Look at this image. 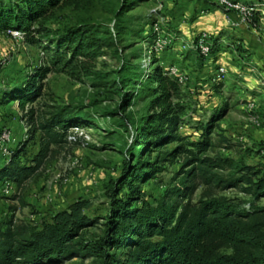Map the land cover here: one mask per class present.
<instances>
[{
    "label": "trees",
    "instance_id": "1",
    "mask_svg": "<svg viewBox=\"0 0 264 264\" xmlns=\"http://www.w3.org/2000/svg\"><path fill=\"white\" fill-rule=\"evenodd\" d=\"M91 1L0 0V32L17 29L28 42H34L33 36L38 33L43 36L37 35L41 50L48 56V65L27 72L21 82L0 86V105L15 101L24 110L26 104L42 96V80L51 67L77 76L81 71L93 74L92 66L85 63L100 55L103 47L113 48L120 65L110 76L95 72L102 85L109 84L122 100L116 110L106 112L120 114L138 98H145L146 102L137 119L131 113L118 117L120 126L133 128L134 138L127 147L128 156L119 175L110 179L106 222L97 239L86 240V228L95 225L97 219L82 211L89 206L83 200L54 213L41 229L33 230L9 220L0 229V264H45L86 254L92 256L91 264H264V205L250 203L246 209L238 200L216 192L237 187L255 200L264 197V166L207 155L213 146L209 141L210 123L204 126L200 139L184 141L178 131L184 107L174 102L181 85L177 77L160 65L144 71L120 57L117 36L106 25L81 17L77 25L50 37L44 33L48 30L42 21L47 14ZM140 1L108 3L107 13L112 15L115 34L126 27L127 11ZM229 1L250 6L254 22L262 11L260 6H264V0ZM154 34L149 23L143 38L151 40ZM219 40L213 38L211 50L216 49ZM185 54L193 55L201 64L203 56L198 50L186 49ZM39 108L30 107L24 115L30 126L29 139L34 141L38 132L37 150L28 158V143H17L0 166V181L21 186L56 149L63 147L72 127L90 126L88 120L94 119L76 106H48L46 111ZM170 143L175 145L168 148ZM178 155L181 176L176 183L169 185L154 203L144 200L141 184L161 171L162 161H173ZM222 169L227 173H220ZM201 185L204 189L193 201L192 194Z\"/></svg>",
    "mask_w": 264,
    "mask_h": 264
},
{
    "label": "rangeland",
    "instance_id": "2",
    "mask_svg": "<svg viewBox=\"0 0 264 264\" xmlns=\"http://www.w3.org/2000/svg\"><path fill=\"white\" fill-rule=\"evenodd\" d=\"M110 1L92 0L87 4L80 2L77 7L54 10L42 21L48 30L44 33L50 37L77 25L81 17L106 25L117 36L119 56L137 64L140 70L151 71L155 65H160L171 76H175V69L183 73L186 79L180 82V93L174 102L184 107L178 128L184 141L200 139L204 126L210 123L209 141L213 146L207 155L243 159L248 165L264 166V6H260L262 11L254 22L252 17L243 21L238 9L229 10L218 0H142L127 11L126 27L115 34L112 15L107 13ZM149 23L156 24L160 30L151 40H146L143 36ZM221 31L227 34L219 40L222 46L211 50L210 33ZM202 33L209 36V49L202 54L198 47L203 56L199 66L194 57L185 56L188 48L183 44L191 45ZM229 34L244 37L245 42L239 44V39ZM35 35V41L28 42L23 37L0 32V86L10 81L19 83L27 72L39 65H48V56L44 55L37 39L39 35ZM112 49L103 47L100 55L85 63L92 66L93 74L81 71L77 76L51 67L42 80V96L26 104L24 110L15 101L0 105V166L10 157L12 148L23 140L28 143V158L37 150L38 132L34 141L29 139L30 126L24 116L30 107L46 111L48 106L71 105L94 116L88 120L90 126L77 127L78 142L56 149L21 186L0 181V229L9 220L33 230L41 229L54 213L83 200L89 206L82 211L97 219L95 225L86 228V240L93 242L101 235L110 203V179L119 175L122 162L128 156L127 147L134 138L133 128L120 126L118 117L131 113L137 119L144 112L146 102L145 98H138L120 114L106 112L116 110L122 101L113 88L109 84L102 85L95 74L110 76L120 65L121 60ZM174 145L170 143L168 148ZM21 160L25 159L21 157ZM160 165L161 171L141 184L144 200L149 203H154L181 176L180 155ZM220 173L225 174L227 170L222 169ZM202 189L203 185L196 188L193 201ZM216 192L238 200L246 209L250 208V203L264 205V197L255 200L237 187ZM91 259L92 256L86 254L45 264H91Z\"/></svg>",
    "mask_w": 264,
    "mask_h": 264
},
{
    "label": "built area",
    "instance_id": "3",
    "mask_svg": "<svg viewBox=\"0 0 264 264\" xmlns=\"http://www.w3.org/2000/svg\"><path fill=\"white\" fill-rule=\"evenodd\" d=\"M219 4L224 6L225 8L228 9H238L241 13V19L243 21L247 20L248 18L251 17L252 15V9L250 6L245 5L241 2H231L229 0H218ZM153 31L155 33L159 32L160 28L157 27L156 24L152 25ZM5 35H8L10 37H23L22 33L17 30V29H8L5 32H2ZM208 38L209 36L206 35L205 33H202L200 36H198V39L195 41V39H193L191 42L192 44L190 45L189 43L186 42V44H183V47H187L188 49H191L193 51L196 50H200L201 49V53L202 54H206V52L209 49V43H208ZM204 44V45H203ZM200 49H199V48ZM150 53V51H149ZM150 57V55H148V58ZM220 70L222 71L223 69L220 68ZM175 76L177 77L179 82H182L183 79H186L185 76L183 75V73L179 72V71H174ZM77 127H74V129L71 131V129L68 131L67 136H66V142L64 143L66 146L72 144L73 142L76 141L77 135H79V133L76 131ZM4 136V135H3Z\"/></svg>",
    "mask_w": 264,
    "mask_h": 264
},
{
    "label": "crops",
    "instance_id": "4",
    "mask_svg": "<svg viewBox=\"0 0 264 264\" xmlns=\"http://www.w3.org/2000/svg\"><path fill=\"white\" fill-rule=\"evenodd\" d=\"M210 2V1H209ZM199 17H201V16H199ZM196 21H197V19H196ZM199 27H195V29L196 30H204V29H198ZM204 31H206V30H204ZM211 34V37H219L221 40H223L224 39V37H226L227 36V34H224L223 33V31H221V32H218V33H210ZM237 37L238 39H239V41H237L238 43L240 42V43H243V42H245V39H244V37L242 38V37H239L238 35H233V34H229V37H232L233 39H234V37ZM212 39V38H211ZM213 40V39H212ZM239 43V44H240ZM219 46H222V44H220L219 42H218V44H217V47H216V49H218V47ZM185 54V53H184ZM191 55V54H190ZM185 56H187L188 57V55L187 54H185ZM192 57H190V58H188V59H191V58H193L194 56L193 55H191ZM195 62H197L195 59H193ZM198 64V63H197ZM201 64H202V62H201ZM201 64L199 65V66H201ZM8 104V103H7Z\"/></svg>",
    "mask_w": 264,
    "mask_h": 264
}]
</instances>
